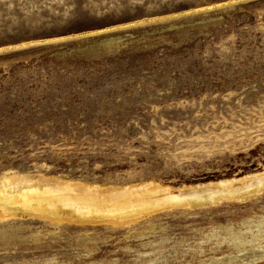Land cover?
<instances>
[{
    "label": "rangeland",
    "instance_id": "obj_1",
    "mask_svg": "<svg viewBox=\"0 0 264 264\" xmlns=\"http://www.w3.org/2000/svg\"><path fill=\"white\" fill-rule=\"evenodd\" d=\"M261 179L264 0H0V264H227Z\"/></svg>",
    "mask_w": 264,
    "mask_h": 264
},
{
    "label": "bare ground",
    "instance_id": "obj_2",
    "mask_svg": "<svg viewBox=\"0 0 264 264\" xmlns=\"http://www.w3.org/2000/svg\"><path fill=\"white\" fill-rule=\"evenodd\" d=\"M229 181V180H228ZM231 181V180H230ZM250 181V180H249ZM261 183L260 185H262L264 182V179L259 180ZM222 182H226V180L222 181ZM252 182V181H250ZM256 182V181H255ZM238 185V184H237ZM259 185V186H260ZM223 186V185H222ZM225 186V185H224ZM226 187V186H225ZM243 189V188H242ZM212 190V189H211ZM223 190V189H222ZM241 190V189H240ZM221 191V190H220ZM207 191L205 190H201L198 191L197 193V197L201 194V193H206ZM233 192V191H232ZM211 193V192H208ZM16 197L21 196V194L16 193L15 194ZM196 199V198H195ZM171 201V200H170ZM175 202V201H174ZM258 240V237H257ZM261 240V239H260ZM249 248L250 253H245V254H239L237 256H232V259L229 260V262L227 264H264V244L261 243L260 241H257L255 245L250 246ZM246 248H243L238 250V252L244 250ZM255 249V250H254Z\"/></svg>",
    "mask_w": 264,
    "mask_h": 264
}]
</instances>
